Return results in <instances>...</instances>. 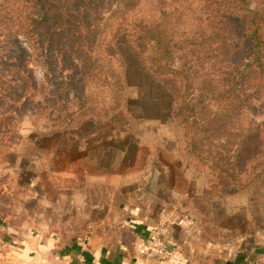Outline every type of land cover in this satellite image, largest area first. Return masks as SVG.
<instances>
[{
  "label": "rangeland",
  "instance_id": "1",
  "mask_svg": "<svg viewBox=\"0 0 264 264\" xmlns=\"http://www.w3.org/2000/svg\"><path fill=\"white\" fill-rule=\"evenodd\" d=\"M134 1L128 15L165 4L173 7L177 0ZM249 3L264 9V0ZM31 10L29 0H0V154L18 165L15 179L39 175L34 169H40L48 154L56 155L52 150L57 144L71 171L77 165L89 169L101 157L99 145L105 144L112 149L114 167L123 160L124 169H147L145 179L156 165L167 170L178 213L194 221L199 235L225 242L241 238L252 247L264 241V150L252 147L239 170H212L210 162L187 153L184 128L172 113L174 85L144 68L123 28L114 36L118 28L103 21L109 9L104 10L96 37L81 22L80 39L71 46L53 37L65 25L51 22L42 42L24 34L17 18ZM186 23L183 30L193 22ZM83 41V51L92 56L87 65L78 45ZM247 53L240 52L239 61H247ZM97 56L100 62L94 64ZM174 65H179L177 53ZM254 97L249 119L264 124V93L262 99ZM219 139L214 143L225 138Z\"/></svg>",
  "mask_w": 264,
  "mask_h": 264
},
{
  "label": "crops",
  "instance_id": "2",
  "mask_svg": "<svg viewBox=\"0 0 264 264\" xmlns=\"http://www.w3.org/2000/svg\"><path fill=\"white\" fill-rule=\"evenodd\" d=\"M99 146L95 165L71 171L57 144L25 181L0 154V264H264L260 239L199 235L178 213L167 170L145 179L147 169L114 167L112 149Z\"/></svg>",
  "mask_w": 264,
  "mask_h": 264
},
{
  "label": "trees",
  "instance_id": "3",
  "mask_svg": "<svg viewBox=\"0 0 264 264\" xmlns=\"http://www.w3.org/2000/svg\"><path fill=\"white\" fill-rule=\"evenodd\" d=\"M249 1L177 0L173 7L165 4L128 15L134 0H29L31 12L18 16L17 22L38 42L51 22L65 25L53 37L71 46L80 39L81 22L96 37L104 10L109 9L103 21L118 28L114 36L123 28L144 68L174 85L172 113L184 128L187 153L210 162V168L222 174L231 167L239 170L252 147L264 150V124H256L248 114L254 96L262 99L264 93V9L251 7ZM188 21L191 27L183 30ZM83 43L78 45L87 65L92 56L83 51ZM242 51L248 52L247 61H239ZM93 59L94 64L100 62L98 56ZM70 61L76 70L72 57ZM222 137L223 143H214ZM221 147L226 151L220 153Z\"/></svg>",
  "mask_w": 264,
  "mask_h": 264
}]
</instances>
